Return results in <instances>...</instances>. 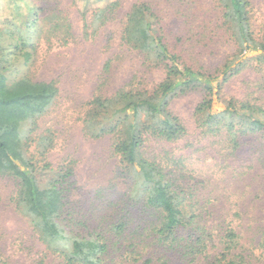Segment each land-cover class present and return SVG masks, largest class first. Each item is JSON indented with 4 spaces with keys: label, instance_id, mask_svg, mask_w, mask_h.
<instances>
[{
    "label": "trees",
    "instance_id": "16d2710c",
    "mask_svg": "<svg viewBox=\"0 0 264 264\" xmlns=\"http://www.w3.org/2000/svg\"><path fill=\"white\" fill-rule=\"evenodd\" d=\"M1 1L0 23H7L34 12L39 0H3V5ZM7 2L10 13L4 8ZM180 2L183 5L186 0ZM122 3L110 0L95 7L94 22H108ZM216 3L217 31L213 35L202 23L195 26L196 12L190 15L181 7L177 13L184 27L176 33L167 31L149 2L134 3L126 14L123 41L138 50L150 66L162 67L165 76L152 88L122 87L86 101L81 118L85 134L96 139L111 136L113 153L129 179L126 205L121 209L124 214L107 224L81 226L79 215L70 211L77 194L74 160L59 166L46 184L38 179V171L55 170L47 159L55 144V131L41 130L40 121L56 102L59 86L53 80H33L27 75L10 79L7 66L0 63V176L16 182V207L59 264H258L261 260L257 250L264 247V225L252 229L254 239L246 243L242 237L246 231L231 221L207 220L200 195L171 168L178 160L170 159L167 149L164 161L150 154L152 140L176 142L186 135L185 125L170 104L193 91L202 94L194 110L199 135L214 137V141L222 137L233 152L246 137L264 141V99L255 95L256 90L252 89L251 98H230L223 110L215 106L222 86L248 62L255 61L264 70V23L260 30L254 25L251 0ZM52 27L61 31L65 23L55 20ZM220 34L231 48L223 62L214 70L196 65L195 56L220 42ZM188 43L196 48L190 51ZM20 45L15 49L29 61L32 51L27 50L26 40ZM249 49L262 52L238 62ZM110 69L109 61L105 72ZM262 79L254 85L261 86ZM0 264L13 263L0 257Z\"/></svg>",
    "mask_w": 264,
    "mask_h": 264
},
{
    "label": "rangeland",
    "instance_id": "374dc122",
    "mask_svg": "<svg viewBox=\"0 0 264 264\" xmlns=\"http://www.w3.org/2000/svg\"><path fill=\"white\" fill-rule=\"evenodd\" d=\"M107 1L110 0H76L75 3L39 0L35 11L25 18L0 23V63L7 66L8 77L27 75L33 80H53L59 86L56 102L40 121L41 130L53 128L55 131V144L47 158L55 170H40L37 176L46 184L59 166L75 161L73 180L77 194L71 200L70 211L79 215L81 226L116 221L124 214L121 209L126 205L129 189V179L113 153L111 136L96 139L83 130L81 118L86 101L95 94L111 95L122 87L152 88L165 76L162 67L150 66L138 50L123 41L126 14L131 6L142 1L152 4L171 33L184 27L177 13L179 7L190 15L196 12L195 26L202 23L203 28L211 30L210 35L217 31L216 0H186L183 5L181 0H123L108 22H94L92 10ZM251 2L252 21L260 30L264 23V0ZM10 6L7 2L4 7L8 13ZM85 10L90 11L83 14ZM58 15L64 18L59 19ZM55 20L65 23L61 31L53 29ZM220 36L222 40L216 45L207 47L200 56L194 55L196 65L214 70L223 62L231 48ZM25 40L27 50L32 51L29 61L20 49H15V45L21 46ZM187 47L190 51L196 48L190 43ZM261 52L249 49L237 61ZM109 61L111 69L106 73L105 65ZM260 68L255 61H250L242 72L226 82L215 97L216 109H225L232 97L251 98L252 89L264 99V83L254 85L264 78V70ZM201 98L200 91H193L172 100L170 109L182 120L186 135L176 142L152 140L150 154L164 161V149L169 150L170 159L178 160L176 165L171 164L174 174L177 172L181 181L190 183L200 195L204 217L214 223L231 221L246 231L242 237L250 243L254 239L251 231L264 225V141L246 137L241 140V148L233 152L222 137L214 141V137L199 135L194 110ZM23 129L27 130L28 125ZM16 191L12 178L0 176L1 259L13 264H59L57 256L47 251L28 219L16 207ZM257 252L261 258L257 263L264 264V247Z\"/></svg>",
    "mask_w": 264,
    "mask_h": 264
}]
</instances>
